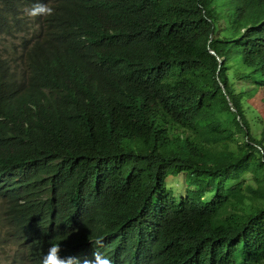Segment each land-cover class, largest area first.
<instances>
[{"label":"trees","instance_id":"trees-1","mask_svg":"<svg viewBox=\"0 0 264 264\" xmlns=\"http://www.w3.org/2000/svg\"><path fill=\"white\" fill-rule=\"evenodd\" d=\"M36 2L2 0L12 19L0 7V33L20 38L15 71L0 54V162L18 197L121 264H264V129L253 135L228 66L241 58L240 79L264 86V0L21 13ZM181 173L177 196L167 179Z\"/></svg>","mask_w":264,"mask_h":264},{"label":"clouds","instance_id":"clouds-1","mask_svg":"<svg viewBox=\"0 0 264 264\" xmlns=\"http://www.w3.org/2000/svg\"><path fill=\"white\" fill-rule=\"evenodd\" d=\"M1 2L2 0H0V7H3L4 13L12 19L10 12ZM21 13L23 15L25 13L30 19H35L53 15L54 9L37 0L30 8H25ZM16 45H20L19 37L12 35L6 37L0 33V54L11 62L10 67L14 71L17 66L15 60L18 56ZM212 52L216 54L215 51ZM218 59L222 64L223 58L218 57ZM234 59L229 62L230 64L228 63V66L230 83L236 86V83L246 81L248 78H241L243 80L240 81L234 80V74L231 71ZM250 70L252 71V69ZM250 70L242 71L240 75L250 73ZM249 82L252 85L263 86L253 83L252 79ZM221 86L226 92V86L223 83ZM239 96L241 100L242 95L239 94ZM253 135L261 138L262 133L260 136H256L254 133ZM18 183V177L9 171L7 162L1 160L0 264H121L114 257L116 252L104 247L105 243L102 238L90 239L85 244H73L67 235L59 231L46 203L35 195L18 197L16 193Z\"/></svg>","mask_w":264,"mask_h":264},{"label":"rangeland","instance_id":"rangeland-1","mask_svg":"<svg viewBox=\"0 0 264 264\" xmlns=\"http://www.w3.org/2000/svg\"><path fill=\"white\" fill-rule=\"evenodd\" d=\"M235 59L231 65V71L234 74V80L240 81L243 80L239 78L240 72H248L251 68L246 66L241 61V58ZM250 80L251 78H248L246 81L236 83L235 87L237 92L242 95L241 102L250 121L253 133L256 136H260L264 128V87L252 85L249 82ZM167 184L174 189L177 196H181V193H184L188 186L186 173H181L177 176L170 175L167 179Z\"/></svg>","mask_w":264,"mask_h":264}]
</instances>
